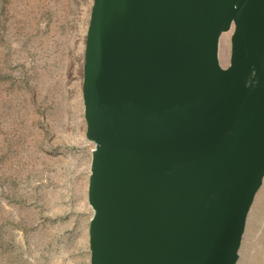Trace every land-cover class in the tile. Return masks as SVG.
<instances>
[{
	"label": "water",
	"instance_id": "obj_1",
	"mask_svg": "<svg viewBox=\"0 0 264 264\" xmlns=\"http://www.w3.org/2000/svg\"><path fill=\"white\" fill-rule=\"evenodd\" d=\"M83 97L91 264H236L264 181V0H94Z\"/></svg>",
	"mask_w": 264,
	"mask_h": 264
},
{
	"label": "rangeland",
	"instance_id": "obj_2",
	"mask_svg": "<svg viewBox=\"0 0 264 264\" xmlns=\"http://www.w3.org/2000/svg\"><path fill=\"white\" fill-rule=\"evenodd\" d=\"M93 2L0 0V264H39L40 252L44 262L45 248L36 238L45 234L51 264H89L66 247L67 239L74 244L82 237L88 253L93 214L88 188L95 143L86 135L83 97ZM232 33L223 66L230 64ZM84 172L89 179L77 206L63 187L66 178ZM261 189L264 181L258 193ZM39 192L47 194L49 212L43 202L35 210ZM260 208L253 215L250 209L236 264L248 256L255 264L264 250V205ZM261 256L264 264L262 251Z\"/></svg>",
	"mask_w": 264,
	"mask_h": 264
},
{
	"label": "crops",
	"instance_id": "obj_3",
	"mask_svg": "<svg viewBox=\"0 0 264 264\" xmlns=\"http://www.w3.org/2000/svg\"><path fill=\"white\" fill-rule=\"evenodd\" d=\"M65 115H67V114H65ZM62 125H64V124H61L60 128H63ZM81 168L84 169V171H85V168H83V167H81ZM86 177L87 176H85V172H84L80 176L79 175H76V177H72L71 176L69 178H66V180H65L66 186L63 187V194L66 197L71 198L73 201L77 202V206L79 204V200H80L81 204H83V201H84V195H85V192H86V186H85V183H86V180H87ZM34 193H36V188H35ZM34 196H35V198H34V208H35V210L37 208H39L38 205H37V202H40V203L43 202L42 204L44 206H46L45 211L49 212L50 211V207H49L48 203L50 201H49V198H48L47 194L39 192V194H35ZM32 206H33V204H32ZM59 210H62V208L59 209ZM64 232H65V230L60 231L59 237H62V235H64ZM39 235H40V233H39ZM36 241H38V243H41L40 245L43 246V249L45 248L44 262L42 261V259H43L42 252H40L39 254H36V256H37L36 258H38L39 264H51L52 255H51V253L49 254L46 251L49 248V244H50L51 240L45 234V236L41 235L40 237L36 238ZM74 242L75 243L73 244V241H69V239H67V244L68 245L66 247V248H69V249H74L76 251L75 255H74V259H78L80 257L79 258L80 260H82V259L86 260L87 258H89V264H91L90 234H89V242H88L89 243L88 253H87V250H86L85 241H84V239L82 237H78V239L75 240ZM77 252H79L80 256L78 255ZM56 256H58V255H55L53 257H56ZM58 257H61V256H58Z\"/></svg>",
	"mask_w": 264,
	"mask_h": 264
},
{
	"label": "bare ground",
	"instance_id": "obj_4",
	"mask_svg": "<svg viewBox=\"0 0 264 264\" xmlns=\"http://www.w3.org/2000/svg\"><path fill=\"white\" fill-rule=\"evenodd\" d=\"M233 29H234V25L232 26L231 29L224 31L221 35V38H220L219 56H220V60L222 63H225L229 60V36L231 35V31ZM263 196H264V190L261 189V193L257 192V194L255 196L254 202H253L252 207H251V214L250 215L257 213L261 209L260 206L262 204L264 205ZM249 218H250V216H249ZM248 221H249V219L247 218V223H248ZM261 251H262V253H264L263 248H262V250L259 249L258 255H257L259 260L255 264H260V260L262 258ZM250 260H251L250 256L245 257L243 259L242 263L249 264Z\"/></svg>",
	"mask_w": 264,
	"mask_h": 264
}]
</instances>
